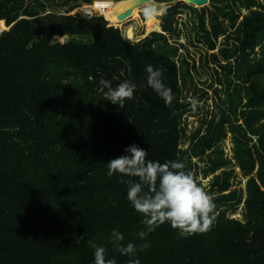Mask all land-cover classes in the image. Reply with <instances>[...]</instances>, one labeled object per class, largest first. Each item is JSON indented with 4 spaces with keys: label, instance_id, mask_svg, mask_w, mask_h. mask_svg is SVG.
Wrapping results in <instances>:
<instances>
[{
    "label": "trees",
    "instance_id": "obj_1",
    "mask_svg": "<svg viewBox=\"0 0 264 264\" xmlns=\"http://www.w3.org/2000/svg\"><path fill=\"white\" fill-rule=\"evenodd\" d=\"M211 3L177 4L162 32L132 44L105 14L109 21L71 14L91 0H0L8 28L0 33V264H94L88 242L111 249L113 229L125 244L150 243L140 264H264V0ZM185 11L196 17L190 43L206 49L199 66L171 55L187 49L167 37L179 36ZM149 64L172 89L171 108L147 86ZM101 78L138 90L120 108L105 100ZM190 97L212 101L192 131ZM229 134L233 157L223 145ZM133 144L154 161H183L214 195L209 233L181 236L166 222L139 240L144 226L127 185L107 175ZM236 169L249 178L246 190ZM242 205L243 219L231 217Z\"/></svg>",
    "mask_w": 264,
    "mask_h": 264
},
{
    "label": "clouds",
    "instance_id": "obj_2",
    "mask_svg": "<svg viewBox=\"0 0 264 264\" xmlns=\"http://www.w3.org/2000/svg\"><path fill=\"white\" fill-rule=\"evenodd\" d=\"M135 11L142 13L146 22L162 14L156 0H143ZM146 73L147 86L171 108L176 97L164 83L162 70L149 64ZM99 85L105 100L120 108L124 107L126 101L132 100L138 90L137 84L130 80L113 87L111 81L101 78ZM189 103L195 111L199 101L190 97ZM125 151L126 155L107 163V175L109 178L119 175L120 182L127 185V200L141 215V224L144 226L136 234L139 240L146 241L150 233L166 222L181 236L207 234L211 231L216 219L214 195L197 182L183 161H154L148 158L145 149L136 144ZM124 240V235L115 229L109 240L111 249L90 240L88 243L94 250V264H117V260L110 257V251L128 257L127 264H140L137 254L149 249L150 243L125 244Z\"/></svg>",
    "mask_w": 264,
    "mask_h": 264
},
{
    "label": "rangeland",
    "instance_id": "obj_3",
    "mask_svg": "<svg viewBox=\"0 0 264 264\" xmlns=\"http://www.w3.org/2000/svg\"><path fill=\"white\" fill-rule=\"evenodd\" d=\"M178 1V0H176ZM185 2V0H180ZM116 2V1H115ZM175 2V1H174ZM212 4V3H211ZM81 5V4H80ZM189 6H194V5H189ZM116 4H114L112 1L106 0V1H100V2H95V5L92 8H86V11H96V12H102L103 10V15L105 14L106 16H109V23L111 28H117L121 31L122 37L128 41L129 43L132 44H137L143 40H145L148 36H150L154 32H162L163 30V15L164 11H161V15H159L155 20L152 21H145L142 13L135 11L138 7H136L133 11V14L131 17H129L126 21L120 22V15L118 12L122 11L123 14H127L130 9L132 8V4L129 6L122 7L120 11H115ZM196 7V6H195ZM197 8V7H196ZM65 9H62L60 11H64ZM76 13L78 14L79 11L77 10ZM180 33L179 36H169L167 35L168 38H170V42L174 43V40H177L178 42L186 45L187 49H180L177 52L172 53L171 55H176L174 56L175 59H178V55L185 53L188 58H190V61L192 59H196V64L199 66L200 58L202 54L206 52L205 46L201 45L198 42H195L196 45H192L190 42L194 39H196L197 36V31L194 29V25L196 22V17L192 15L189 11H185L184 14L180 18ZM0 29H3V27L0 24ZM127 33H129V40L127 37ZM145 43H148L146 41ZM175 44V43H174ZM189 51V54H188ZM194 64V62H192ZM213 73V71H212ZM208 79H212L210 76V73L205 74L203 72V77L202 80L206 81ZM191 96V95H190ZM200 105V111H190L186 114V121H187V128L188 131H192L195 128H197L200 124V119L202 115L205 113L206 108L211 107L212 101L210 100L208 104L205 105L204 102H199ZM204 106H206L204 108ZM199 113V115H195L194 113ZM226 147V153L229 157L234 156V146L235 143L233 142V135L229 134L227 139L225 140L224 144ZM187 146V143L184 145ZM237 172V180L242 181V184L239 186L242 187L243 189L246 190L247 183L249 178L244 176V173L242 172L241 169H236ZM199 180L203 179V176H199ZM213 179V176H211L208 179H204V185L207 186L211 183V180ZM244 205L240 207V209L234 214L231 213L230 216L233 218H239L243 219L244 217V210H243Z\"/></svg>",
    "mask_w": 264,
    "mask_h": 264
},
{
    "label": "water",
    "instance_id": "obj_4",
    "mask_svg": "<svg viewBox=\"0 0 264 264\" xmlns=\"http://www.w3.org/2000/svg\"><path fill=\"white\" fill-rule=\"evenodd\" d=\"M133 1H137V0H124V1H122V2H118V3H116V9L117 8H119L120 6H122V5H125V4H127V3H130V2H133ZM179 3H185V2H183V1H180V0H178V1H175V2H172V3H158L157 1H156V4H157V6H158V9H161V8H163L164 9V13L167 11V10H169V9H171V8H173V7H175L177 4H179ZM95 4V0H91V5H94ZM186 4V3H185ZM202 4H205V5H202ZM188 5V4H187ZM198 9H203V8H207V7H212L211 6V0H200V2H199V6H196ZM79 18H81L82 19V17H81V15H77ZM128 17H130V12H128L126 15H123L121 18H120V20L121 21H126L127 19H128ZM97 18H100V16H99V13L97 12ZM127 18V19H126Z\"/></svg>",
    "mask_w": 264,
    "mask_h": 264
},
{
    "label": "built area",
    "instance_id": "obj_5",
    "mask_svg": "<svg viewBox=\"0 0 264 264\" xmlns=\"http://www.w3.org/2000/svg\"><path fill=\"white\" fill-rule=\"evenodd\" d=\"M110 1V0H109ZM96 2V1H95ZM114 4L118 3L115 1H112ZM95 5V4H94ZM94 5H81L80 7H77L74 11L71 12L72 15H81L82 19H86V20H93L94 18H97V12L96 11H86V8H92ZM79 11V13L77 14L76 11ZM104 11V10H103ZM103 11L98 12L100 18L103 17ZM106 20V19H105ZM108 21V20H106ZM1 26L3 27V29H0V33L4 32L5 30H8V28L5 26V23L3 21H0Z\"/></svg>",
    "mask_w": 264,
    "mask_h": 264
},
{
    "label": "bare ground",
    "instance_id": "obj_6",
    "mask_svg": "<svg viewBox=\"0 0 264 264\" xmlns=\"http://www.w3.org/2000/svg\"><path fill=\"white\" fill-rule=\"evenodd\" d=\"M199 2H200V0H185V3H186V4H188V5H194V6H199ZM142 3H143V0L133 1V2L127 3V4H125V5H122V6H120V7L117 8V9H116V7H115V11H120V9H121L122 7L129 6V5L132 4V8H128V9H130L128 12H130V17H131L132 14H133L134 9H135L136 7H138V6H140ZM202 5H205V4H202ZM157 7H158V6H157ZM159 10H160V11H164L163 8H161V9H159ZM118 13H119V15H120V18H121L123 15H126V13L122 15V11H120V12H118ZM104 18H105L106 20H108V18H106L105 15H104ZM128 18H129V17H128ZM126 19H127V18H126ZM108 21H109V20H108Z\"/></svg>",
    "mask_w": 264,
    "mask_h": 264
}]
</instances>
